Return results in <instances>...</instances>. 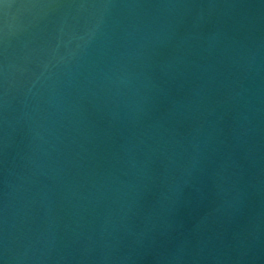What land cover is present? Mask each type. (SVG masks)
<instances>
[{
  "label": "water",
  "instance_id": "obj_1",
  "mask_svg": "<svg viewBox=\"0 0 264 264\" xmlns=\"http://www.w3.org/2000/svg\"><path fill=\"white\" fill-rule=\"evenodd\" d=\"M0 264H264V0H0Z\"/></svg>",
  "mask_w": 264,
  "mask_h": 264
}]
</instances>
